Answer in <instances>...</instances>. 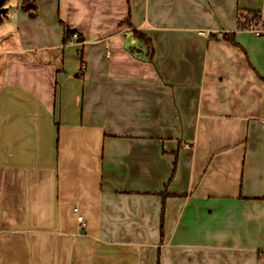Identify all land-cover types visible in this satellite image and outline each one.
Masks as SVG:
<instances>
[{"label":"crops","instance_id":"crops-1","mask_svg":"<svg viewBox=\"0 0 264 264\" xmlns=\"http://www.w3.org/2000/svg\"><path fill=\"white\" fill-rule=\"evenodd\" d=\"M6 6L0 264H264V0Z\"/></svg>","mask_w":264,"mask_h":264},{"label":"built area","instance_id":"built-area-1","mask_svg":"<svg viewBox=\"0 0 264 264\" xmlns=\"http://www.w3.org/2000/svg\"><path fill=\"white\" fill-rule=\"evenodd\" d=\"M239 29L249 31L256 36H264V15L259 10H248L239 13ZM78 37V34H74ZM78 211V208H75ZM79 220L83 221L84 216L79 214Z\"/></svg>","mask_w":264,"mask_h":264},{"label":"trees","instance_id":"trees-1","mask_svg":"<svg viewBox=\"0 0 264 264\" xmlns=\"http://www.w3.org/2000/svg\"><path fill=\"white\" fill-rule=\"evenodd\" d=\"M9 1H10V0H6V1H5V5L8 4ZM25 7H26L27 9L30 8L28 2L25 3ZM1 20H2V18L0 19V21H1ZM76 33H77V32H76L75 30H73V29H71V28L65 26L64 43H65V44H66V43H70V42L72 41V39H73L74 34H76ZM140 35H141V34H140ZM225 37H226V38H230V35L225 34Z\"/></svg>","mask_w":264,"mask_h":264},{"label":"water","instance_id":"water-1","mask_svg":"<svg viewBox=\"0 0 264 264\" xmlns=\"http://www.w3.org/2000/svg\"><path fill=\"white\" fill-rule=\"evenodd\" d=\"M6 0H0V18L9 12V6L5 5Z\"/></svg>","mask_w":264,"mask_h":264},{"label":"rangeland","instance_id":"rangeland-1","mask_svg":"<svg viewBox=\"0 0 264 264\" xmlns=\"http://www.w3.org/2000/svg\"><path fill=\"white\" fill-rule=\"evenodd\" d=\"M13 2V0H11ZM12 9H14V6H12Z\"/></svg>","mask_w":264,"mask_h":264}]
</instances>
